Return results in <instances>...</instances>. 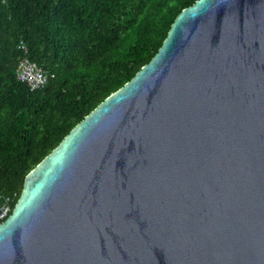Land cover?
Listing matches in <instances>:
<instances>
[{
	"label": "water",
	"instance_id": "95a60500",
	"mask_svg": "<svg viewBox=\"0 0 264 264\" xmlns=\"http://www.w3.org/2000/svg\"><path fill=\"white\" fill-rule=\"evenodd\" d=\"M0 264H264V0H196L25 177Z\"/></svg>",
	"mask_w": 264,
	"mask_h": 264
},
{
	"label": "trees",
	"instance_id": "16d2710c",
	"mask_svg": "<svg viewBox=\"0 0 264 264\" xmlns=\"http://www.w3.org/2000/svg\"><path fill=\"white\" fill-rule=\"evenodd\" d=\"M194 1L0 0V207L8 203V215L26 175L150 61ZM23 54L48 72L44 87L18 80Z\"/></svg>",
	"mask_w": 264,
	"mask_h": 264
},
{
	"label": "built area",
	"instance_id": "2783aa9c",
	"mask_svg": "<svg viewBox=\"0 0 264 264\" xmlns=\"http://www.w3.org/2000/svg\"><path fill=\"white\" fill-rule=\"evenodd\" d=\"M17 78L27 83L31 89L40 88L47 81V76L44 70L27 57H23L19 62ZM9 209V205L4 203L0 207V218L5 217L8 214Z\"/></svg>",
	"mask_w": 264,
	"mask_h": 264
},
{
	"label": "clouds",
	"instance_id": "9594fccd",
	"mask_svg": "<svg viewBox=\"0 0 264 264\" xmlns=\"http://www.w3.org/2000/svg\"><path fill=\"white\" fill-rule=\"evenodd\" d=\"M195 1H196V0H195ZM185 8H186V7H185ZM183 9H184V8H183ZM179 13H180V12H179ZM179 13H178V14H179ZM178 14H177V15H178ZM175 18H176V17H175ZM173 21H174V20H173ZM172 23H173V22H172ZM170 27H171V26H170ZM169 29H170V28H169ZM168 31H169V30H168ZM167 33H168V32H167ZM163 41H164V40H163ZM22 47L24 48V46H22ZM23 57H27L26 54H23V56L20 58V60H21ZM27 58H28V57H27ZM28 59H29V58H28ZM20 60H19V62H20ZM29 60H30V59H29ZM38 66H39V65H38ZM40 67H41V66H40ZM41 68H42V67H41ZM42 69H43V68H42ZM18 70H19V63H18ZM18 70H17V71H18ZM43 70H44V69H43ZM44 72L46 73L47 81H46V83H45L42 87H44V86L47 84L48 80H49V74H48V72H46L45 70H44ZM52 77H54L53 74L51 75V78H52ZM18 80H19V79H18ZM20 81H21V80H20ZM21 82H23V81H21ZM24 83H25V82H24ZM25 84L29 87V85H28L27 83H25ZM42 87H40V88H42ZM40 88L31 89V88L29 87L30 90H37V89H40ZM7 204H8V203H7ZM9 207H10V206H9ZM9 211H10V209H9ZM8 216H9V215L7 214L5 217L0 218V219H4V218L6 219ZM5 219H4V220H5ZM4 220H3V221H4Z\"/></svg>",
	"mask_w": 264,
	"mask_h": 264
}]
</instances>
